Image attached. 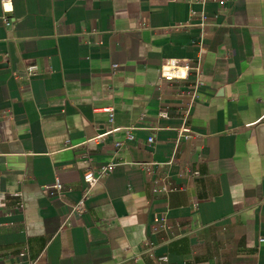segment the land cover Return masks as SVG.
I'll use <instances>...</instances> for the list:
<instances>
[{
  "label": "crops",
  "instance_id": "1",
  "mask_svg": "<svg viewBox=\"0 0 264 264\" xmlns=\"http://www.w3.org/2000/svg\"><path fill=\"white\" fill-rule=\"evenodd\" d=\"M168 59L200 75L165 81ZM85 159L117 165L78 214ZM260 239L264 0H0V264L24 247L36 264H264Z\"/></svg>",
  "mask_w": 264,
  "mask_h": 264
},
{
  "label": "built area",
  "instance_id": "2",
  "mask_svg": "<svg viewBox=\"0 0 264 264\" xmlns=\"http://www.w3.org/2000/svg\"><path fill=\"white\" fill-rule=\"evenodd\" d=\"M170 1H178V0H170ZM6 24L7 19L5 20ZM201 25H204V22H202ZM194 72L195 77L200 75V68L198 65H192L191 61L187 59H168L162 63L160 66V77L165 81H185L188 77L189 72ZM38 73V68L36 65L31 64L25 67L23 75L25 78H30L35 76ZM201 86L200 81L195 80V82L192 85V93H191V99L192 102L196 101L198 98V90ZM168 116L166 111H162L160 113V117L166 118ZM113 118L112 112L109 114V121L111 122ZM178 134L182 135L185 139H188L190 137V130L186 127H180L178 129ZM102 135L98 136L97 138H101ZM127 141H132L133 137L129 134L126 135ZM153 138H149L147 140V143H152ZM123 143H115L114 148L116 149L115 155H117L118 151L123 148ZM171 163V162H170ZM84 169L82 171V179L85 183V188L83 189L81 193V199L78 201L76 205H74L71 209L72 212L81 214L85 211V200L90 194V191L93 189V187L104 177H106L117 165V163L112 160L106 165H103L98 168L91 167V164L89 163L88 159L83 160ZM141 167L144 168L146 172L149 171V165L142 164ZM194 177L197 176V173L192 174ZM162 192L164 194H167L169 192V189L165 183H162L160 189L155 188L153 190L154 193L156 192ZM48 193L50 196H61L64 193V189L61 186V184L58 181H55L53 185L48 187ZM17 197H21V193L16 194ZM260 242H264V239H260ZM162 261L165 260V258H161ZM18 264H36V260L30 257L29 251L27 247H24L20 253H19V263Z\"/></svg>",
  "mask_w": 264,
  "mask_h": 264
}]
</instances>
